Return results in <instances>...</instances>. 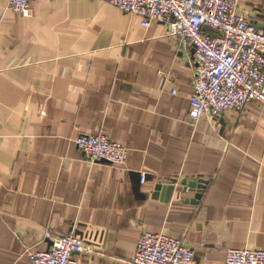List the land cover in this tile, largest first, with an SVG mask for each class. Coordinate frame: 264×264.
Wrapping results in <instances>:
<instances>
[{
    "label": "crops",
    "instance_id": "1",
    "mask_svg": "<svg viewBox=\"0 0 264 264\" xmlns=\"http://www.w3.org/2000/svg\"><path fill=\"white\" fill-rule=\"evenodd\" d=\"M238 12L264 31V0ZM166 31L104 0L27 14L0 0V264H30L45 230L91 244L73 253L83 264H132L144 230L181 238L196 264L264 248V103L193 122L192 48ZM98 132L124 163L74 140Z\"/></svg>",
    "mask_w": 264,
    "mask_h": 264
},
{
    "label": "built area",
    "instance_id": "2",
    "mask_svg": "<svg viewBox=\"0 0 264 264\" xmlns=\"http://www.w3.org/2000/svg\"><path fill=\"white\" fill-rule=\"evenodd\" d=\"M7 8L28 13L30 0H4ZM137 14L148 26L166 25V34L192 48L193 94L189 114L196 122L203 114L241 109L250 100L264 103V31L238 12L239 0H104ZM92 162L124 163L128 148L104 132L74 138ZM145 174H140L144 182ZM174 184L177 182L173 181ZM189 189V185H185ZM48 247L29 252L30 264H83L74 252L93 247L79 235L44 231ZM132 264H196L193 250L181 238L164 232L142 231ZM224 264H264V248L232 247Z\"/></svg>",
    "mask_w": 264,
    "mask_h": 264
},
{
    "label": "water",
    "instance_id": "3",
    "mask_svg": "<svg viewBox=\"0 0 264 264\" xmlns=\"http://www.w3.org/2000/svg\"><path fill=\"white\" fill-rule=\"evenodd\" d=\"M188 184H189V185H194V184H196V183H195V182H189ZM188 184L186 183L185 185H188ZM198 185H199V187H201V188L204 187V185H202L201 183H199ZM201 188H199L200 191L202 190Z\"/></svg>",
    "mask_w": 264,
    "mask_h": 264
}]
</instances>
